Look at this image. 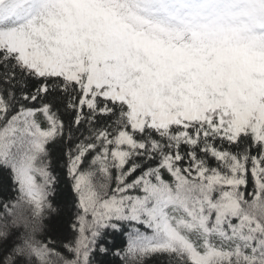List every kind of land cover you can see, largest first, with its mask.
Returning a JSON list of instances; mask_svg holds the SVG:
<instances>
[{
	"label": "snow or ice",
	"instance_id": "obj_1",
	"mask_svg": "<svg viewBox=\"0 0 264 264\" xmlns=\"http://www.w3.org/2000/svg\"><path fill=\"white\" fill-rule=\"evenodd\" d=\"M0 183V264H264V0H0Z\"/></svg>",
	"mask_w": 264,
	"mask_h": 264
},
{
	"label": "trees",
	"instance_id": "obj_2",
	"mask_svg": "<svg viewBox=\"0 0 264 264\" xmlns=\"http://www.w3.org/2000/svg\"><path fill=\"white\" fill-rule=\"evenodd\" d=\"M244 62L245 61H242L241 63ZM62 164L63 161H60L59 165L56 168L57 174L61 176V183L59 188L57 189L58 195L53 199L54 204H59L61 202L62 190L65 188V184H66L63 173L61 172ZM164 179L171 181L172 178L167 173H165ZM15 197H17V192L10 184L5 185L3 183H0V200H10ZM47 215L48 213H45V216ZM14 220L16 221L15 225L13 224ZM5 224L11 226L9 228V231H11L12 228H16L21 233L24 232L34 233L37 236V238H39L40 226L44 224V220L34 217L32 215L31 209L27 206L22 205L21 207L12 209L11 215L4 212L3 210H0V225H5Z\"/></svg>",
	"mask_w": 264,
	"mask_h": 264
},
{
	"label": "rangeland",
	"instance_id": "obj_3",
	"mask_svg": "<svg viewBox=\"0 0 264 264\" xmlns=\"http://www.w3.org/2000/svg\"><path fill=\"white\" fill-rule=\"evenodd\" d=\"M240 55V57H241V62L242 61H245V59H244V54H239Z\"/></svg>",
	"mask_w": 264,
	"mask_h": 264
}]
</instances>
